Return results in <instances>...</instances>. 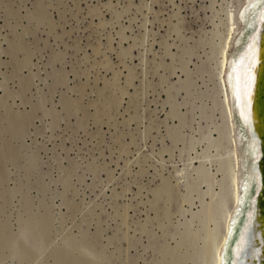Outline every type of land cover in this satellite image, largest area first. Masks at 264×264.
Here are the masks:
<instances>
[{"label": "rangeland", "instance_id": "1", "mask_svg": "<svg viewBox=\"0 0 264 264\" xmlns=\"http://www.w3.org/2000/svg\"><path fill=\"white\" fill-rule=\"evenodd\" d=\"M236 1L0 0V264H206Z\"/></svg>", "mask_w": 264, "mask_h": 264}, {"label": "bare ground", "instance_id": "2", "mask_svg": "<svg viewBox=\"0 0 264 264\" xmlns=\"http://www.w3.org/2000/svg\"><path fill=\"white\" fill-rule=\"evenodd\" d=\"M226 15L215 69L234 156H220L216 170L205 172L218 186L208 181L209 195L220 200L207 202L217 211L204 234L206 264H264V0H237Z\"/></svg>", "mask_w": 264, "mask_h": 264}, {"label": "water", "instance_id": "3", "mask_svg": "<svg viewBox=\"0 0 264 264\" xmlns=\"http://www.w3.org/2000/svg\"><path fill=\"white\" fill-rule=\"evenodd\" d=\"M245 251H246V254H245ZM242 256H246L247 257V250L245 249L244 252H242ZM244 259V257H242ZM242 259V261H243Z\"/></svg>", "mask_w": 264, "mask_h": 264}]
</instances>
